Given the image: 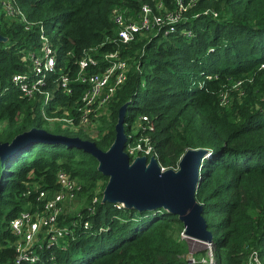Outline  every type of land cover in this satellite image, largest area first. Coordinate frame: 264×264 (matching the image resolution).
I'll list each match as a JSON object with an SVG mask.
<instances>
[{
  "label": "trees",
  "instance_id": "trees-1",
  "mask_svg": "<svg viewBox=\"0 0 264 264\" xmlns=\"http://www.w3.org/2000/svg\"><path fill=\"white\" fill-rule=\"evenodd\" d=\"M162 1L172 7V0ZM146 2L155 1L14 0L32 24L26 29L18 15L5 14L0 0V34L6 38L0 42V143L41 128L94 141L106 150L114 139L118 110L126 104L129 140L148 135L162 167L176 168L186 149L209 150L195 199L212 235L214 263L244 264L256 250L264 264V0H197L175 31L117 43L129 71L98 138L49 125L38 104L12 82L13 74L25 69L22 55L38 46L40 27L57 47L60 63L75 66L90 47L113 49L108 42L99 45L116 37L114 7L134 13ZM206 9L218 16L204 13ZM182 29L192 36L184 37ZM73 87L75 98L82 85ZM55 96L66 98L60 92ZM141 114L150 127L131 135ZM97 165L90 154L61 144L28 143L0 156V264H195L187 258L188 243L176 214L161 206L138 210L101 201L107 177ZM59 170L77 180L75 199L83 198L85 206L60 215L59 225L69 227L64 240L38 248L36 261L17 263L9 222L21 210L36 207L33 185L58 189Z\"/></svg>",
  "mask_w": 264,
  "mask_h": 264
},
{
  "label": "built area",
  "instance_id": "built-area-1",
  "mask_svg": "<svg viewBox=\"0 0 264 264\" xmlns=\"http://www.w3.org/2000/svg\"><path fill=\"white\" fill-rule=\"evenodd\" d=\"M153 1L154 5L147 2L140 4L134 13L126 8L114 7L111 18L116 28V37H106L99 45L108 42L113 49L101 51L97 47H90L75 60V66L67 61L60 63L57 47L40 27L38 46L22 55L25 69L14 73L12 82L23 97L38 104L41 118L49 125L80 131L94 138V134L100 133L103 121L109 120L112 100L125 83L129 71L127 58L121 55L117 43L128 44L160 30H165V34L175 31L176 24L184 19V12L197 0H189L187 4L184 0H172V7L166 6L162 0ZM2 8L8 16L18 15V20L25 23L26 29L32 27L22 11L15 6L14 0H2ZM204 13L212 17L218 16L214 9H206ZM180 32L184 37L192 36L189 29H182ZM67 56L71 54L68 53ZM95 68L97 71L93 70ZM240 82L235 84L240 85ZM74 83L82 85L80 94L75 98L72 95ZM55 91L67 99H59L55 96ZM135 121L138 129L150 127L146 124L148 117L144 114L139 115ZM124 150L130 159L142 155L147 158L155 157L148 135L129 140ZM56 184L58 189L52 191L33 185L38 202L36 207L33 210H21L9 222L10 231L15 236L13 246L17 253V263L36 261L38 248L58 245L69 232L67 225H59V217L65 203L75 199L79 184L63 170L57 172ZM96 200L97 195H94L92 202ZM244 264H261L256 250L250 252Z\"/></svg>",
  "mask_w": 264,
  "mask_h": 264
},
{
  "label": "water",
  "instance_id": "water-1",
  "mask_svg": "<svg viewBox=\"0 0 264 264\" xmlns=\"http://www.w3.org/2000/svg\"><path fill=\"white\" fill-rule=\"evenodd\" d=\"M4 41L6 38L0 34V42ZM126 107L123 104L118 110L114 139L106 150L88 139L32 128L16 135L10 143H0V156L3 157L9 149L28 143L61 144L81 149L96 159L97 170L107 177L102 190V202L138 210L161 206L178 216L183 224L182 235L185 238L211 244L212 235L202 215V206L195 199L200 168L209 150L186 149L176 168H161L154 156L147 158L142 155L130 159L124 150L129 141L124 124Z\"/></svg>",
  "mask_w": 264,
  "mask_h": 264
},
{
  "label": "rangeland",
  "instance_id": "rangeland-1",
  "mask_svg": "<svg viewBox=\"0 0 264 264\" xmlns=\"http://www.w3.org/2000/svg\"><path fill=\"white\" fill-rule=\"evenodd\" d=\"M138 127H137V121H134L131 129V135H134L137 133ZM95 136V137H94ZM94 138H98V134L93 135ZM92 138V137H91ZM101 185L99 184V187H97L96 191H100ZM103 190V189H102ZM83 198H77L73 199L72 201H67L65 203L63 213L64 212H73L76 213L78 212L79 209L85 206V203L83 201ZM28 209V208H27ZM23 209V210H27ZM181 237L185 238L182 233ZM187 239L188 243V253H187V258L189 259L190 263H195V264H208L209 262H214L213 258V251H212V245H208L205 242L201 241H194L192 239ZM198 251H202L200 254H198Z\"/></svg>",
  "mask_w": 264,
  "mask_h": 264
}]
</instances>
